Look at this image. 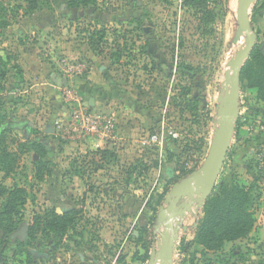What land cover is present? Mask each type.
I'll return each mask as SVG.
<instances>
[{"label": "rangeland", "instance_id": "obj_1", "mask_svg": "<svg viewBox=\"0 0 264 264\" xmlns=\"http://www.w3.org/2000/svg\"><path fill=\"white\" fill-rule=\"evenodd\" d=\"M24 1L0 0L7 8L0 20L8 22L0 29V127L31 125L27 135L12 126L3 144L15 156L0 161V191L26 201L7 210L8 195L0 194V260L148 264L166 194L177 175L198 169L207 156L228 62L245 44L233 43L239 0H206L204 7L185 0H97L88 7L49 0L34 12L23 9ZM250 15L257 44L264 43V0ZM114 32L127 42L120 62L112 52L124 40L114 41ZM240 107L212 195L224 184L251 189L253 229L209 249L197 239L203 207L186 218L176 264H264V181L256 169L264 152V131L256 128L264 102L246 81ZM74 111L110 120L111 132L99 141L98 134L70 133ZM62 205L77 213L56 245L53 230L35 221L52 218ZM11 224L16 228L6 232ZM23 225L27 237L12 238Z\"/></svg>", "mask_w": 264, "mask_h": 264}, {"label": "water", "instance_id": "obj_2", "mask_svg": "<svg viewBox=\"0 0 264 264\" xmlns=\"http://www.w3.org/2000/svg\"><path fill=\"white\" fill-rule=\"evenodd\" d=\"M256 1L239 0L236 12L237 29L233 43L236 44L245 38V45L228 62L225 86L218 95L217 125L207 156L198 169L175 182L166 194L164 203L159 207L154 226L155 233L159 234L158 245L152 249L148 264H176L175 248L181 232L188 230L185 224L187 216L202 209L216 189L241 114L242 68L258 43V34L253 28L250 15ZM55 77L59 83L62 81L57 75ZM30 128L29 124L26 128V135ZM52 129V126L48 127V132H52ZM27 230V225H23L12 234V238L20 236L25 239Z\"/></svg>", "mask_w": 264, "mask_h": 264}, {"label": "trees", "instance_id": "obj_3", "mask_svg": "<svg viewBox=\"0 0 264 264\" xmlns=\"http://www.w3.org/2000/svg\"><path fill=\"white\" fill-rule=\"evenodd\" d=\"M187 4L195 7H204L207 6L205 3L206 0H185ZM49 0H25L23 9L26 12H34L41 6L43 3H47ZM97 0H68L69 7H88L91 5H95ZM7 8L4 7L2 2L0 3V17H2L3 13H5ZM8 25L6 20H0V29L4 28ZM117 34V32H114ZM106 36V30L101 29L98 31V40L102 43L100 47L98 45L99 53L104 52L103 45L106 42L104 41V37ZM114 38L116 42L120 40H124V46L121 44L118 45V48H114L115 51L112 52V56H114L115 60L120 62L123 58L124 51L126 50L127 42L125 35L122 36L120 33L116 35ZM118 40V41H117ZM95 43V42H94ZM92 45H94L92 43ZM242 86L245 85V81L247 84L257 89L258 98H260L264 102V43L256 44L252 53L250 54L249 59L246 61L245 65L242 68L241 74ZM184 88L181 95H187L188 92ZM17 128H27L29 126V122L26 120L18 123L16 121H12L10 123H6L0 127V161L2 163H9L13 159L15 155L11 154L6 150V147L3 145L6 138V132L14 127ZM26 138H28L26 136ZM10 167V166H8ZM10 169V168H8ZM194 170H183L180 175H177L176 178H184L191 174ZM251 189H247L245 187L239 186L237 184H224L220 188L219 194L212 195L206 201L203 208V218L198 226V235L197 239L200 243L204 244L209 249H219L224 246L226 240H235L238 238L246 237L250 234L253 229L255 218L254 212L251 210L252 207L256 203V198L251 193ZM6 193L8 196L6 197V206L5 208L8 210L15 207V204L21 201V203H25L26 198L24 196L19 195L14 191H0V194ZM60 213H54L52 218L46 217L44 220L42 218H37L36 225L40 227L41 225L45 226V231H52L56 234V245L60 244L64 238L65 232L67 231L68 225L71 223L74 215L77 211L70 206L62 205L60 209ZM10 213V212H8ZM46 222V224H42ZM51 224V226H50ZM11 229L4 230L14 231L16 228L14 224L10 225ZM35 224H33L30 233H34ZM3 229V228H2ZM50 229V230H47ZM36 231L38 229L36 228ZM30 234V236H31ZM0 264H9L7 261L0 260Z\"/></svg>", "mask_w": 264, "mask_h": 264}, {"label": "built area", "instance_id": "obj_4", "mask_svg": "<svg viewBox=\"0 0 264 264\" xmlns=\"http://www.w3.org/2000/svg\"><path fill=\"white\" fill-rule=\"evenodd\" d=\"M80 117L78 119L77 117ZM71 132H79V137L85 138L86 136L92 135V138L98 134V141L101 140V138L106 137L109 135V132L112 130V124L110 120H107L106 118L102 116L95 117L92 114H89V112L80 113L79 111L73 112V118L71 120ZM54 127V126H53ZM258 128V131L263 132L264 131V121L259 122V124L256 126ZM158 136H153L152 141H158ZM264 153V152H263ZM259 157L257 162V172L259 174V179L264 181V154Z\"/></svg>", "mask_w": 264, "mask_h": 264}, {"label": "bare ground", "instance_id": "obj_5", "mask_svg": "<svg viewBox=\"0 0 264 264\" xmlns=\"http://www.w3.org/2000/svg\"><path fill=\"white\" fill-rule=\"evenodd\" d=\"M244 40H245V38H242V40H240L239 43H238L237 45L239 46V45L243 44ZM244 45H245V44H244Z\"/></svg>", "mask_w": 264, "mask_h": 264}, {"label": "crops", "instance_id": "obj_6", "mask_svg": "<svg viewBox=\"0 0 264 264\" xmlns=\"http://www.w3.org/2000/svg\"><path fill=\"white\" fill-rule=\"evenodd\" d=\"M54 78H56V77H54Z\"/></svg>", "mask_w": 264, "mask_h": 264}, {"label": "flooded vegetation", "instance_id": "obj_7", "mask_svg": "<svg viewBox=\"0 0 264 264\" xmlns=\"http://www.w3.org/2000/svg\"><path fill=\"white\" fill-rule=\"evenodd\" d=\"M26 130V129H25Z\"/></svg>", "mask_w": 264, "mask_h": 264}]
</instances>
